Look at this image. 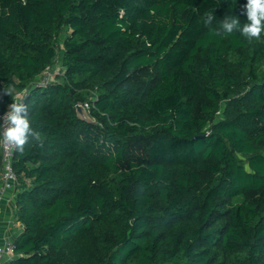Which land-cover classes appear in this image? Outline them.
Returning <instances> with one entry per match:
<instances>
[{
  "label": "trees",
  "instance_id": "1",
  "mask_svg": "<svg viewBox=\"0 0 264 264\" xmlns=\"http://www.w3.org/2000/svg\"><path fill=\"white\" fill-rule=\"evenodd\" d=\"M246 2L0 0V114L24 92L44 145L8 264H264V34L203 23Z\"/></svg>",
  "mask_w": 264,
  "mask_h": 264
},
{
  "label": "clouds",
  "instance_id": "2",
  "mask_svg": "<svg viewBox=\"0 0 264 264\" xmlns=\"http://www.w3.org/2000/svg\"><path fill=\"white\" fill-rule=\"evenodd\" d=\"M242 14L246 15L247 23L241 24L238 16L225 15L219 22V27L212 29L211 25L216 20L213 10L206 14L203 23L215 36H230L239 32L249 41L259 40L264 34V0H247ZM13 92V87L4 86L2 94L10 96L13 102L8 105L4 115L0 116V120L4 122L3 130L0 131V142L14 146L21 153L30 140L43 147L40 132L33 129L28 118L27 105L13 98Z\"/></svg>",
  "mask_w": 264,
  "mask_h": 264
},
{
  "label": "built area",
  "instance_id": "3",
  "mask_svg": "<svg viewBox=\"0 0 264 264\" xmlns=\"http://www.w3.org/2000/svg\"><path fill=\"white\" fill-rule=\"evenodd\" d=\"M24 92H19L15 95L17 101H23ZM77 107L88 111L90 103L85 102L78 104ZM6 112V111H5ZM4 112V113H5ZM4 113L0 114L3 116ZM4 122L1 120V131L3 130ZM15 148L12 145H5L1 142V179H0V214L4 210V200L10 191H14L18 182V174L13 165ZM13 194V195H14ZM15 257L14 240H2L0 237V264H8Z\"/></svg>",
  "mask_w": 264,
  "mask_h": 264
},
{
  "label": "crops",
  "instance_id": "4",
  "mask_svg": "<svg viewBox=\"0 0 264 264\" xmlns=\"http://www.w3.org/2000/svg\"><path fill=\"white\" fill-rule=\"evenodd\" d=\"M1 179V167H0ZM10 191L4 200V210L0 214V237L2 240H15L23 230V224L16 219V195ZM7 264V263H6Z\"/></svg>",
  "mask_w": 264,
  "mask_h": 264
},
{
  "label": "rangeland",
  "instance_id": "5",
  "mask_svg": "<svg viewBox=\"0 0 264 264\" xmlns=\"http://www.w3.org/2000/svg\"><path fill=\"white\" fill-rule=\"evenodd\" d=\"M65 35H66L65 33H62L61 34L62 38H64ZM58 72H60L59 65L55 64L52 67V69H50L46 72L47 77H48V81L52 80ZM79 112L81 113V115L87 116V111H85L84 109L80 108ZM236 200H242V198L240 197Z\"/></svg>",
  "mask_w": 264,
  "mask_h": 264
},
{
  "label": "water",
  "instance_id": "6",
  "mask_svg": "<svg viewBox=\"0 0 264 264\" xmlns=\"http://www.w3.org/2000/svg\"><path fill=\"white\" fill-rule=\"evenodd\" d=\"M80 110V107H78V111Z\"/></svg>",
  "mask_w": 264,
  "mask_h": 264
}]
</instances>
